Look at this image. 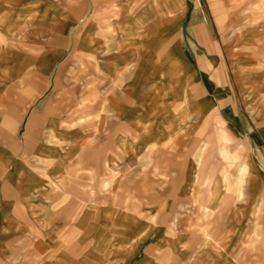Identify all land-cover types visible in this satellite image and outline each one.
Returning <instances> with one entry per match:
<instances>
[{
    "label": "crops",
    "instance_id": "obj_1",
    "mask_svg": "<svg viewBox=\"0 0 264 264\" xmlns=\"http://www.w3.org/2000/svg\"><path fill=\"white\" fill-rule=\"evenodd\" d=\"M0 264H264V0H0Z\"/></svg>",
    "mask_w": 264,
    "mask_h": 264
}]
</instances>
